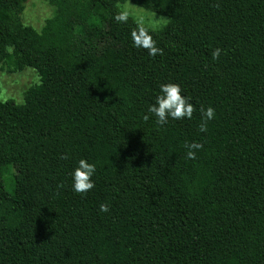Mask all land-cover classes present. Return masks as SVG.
Returning <instances> with one entry per match:
<instances>
[{"label": "trees", "instance_id": "16d2710c", "mask_svg": "<svg viewBox=\"0 0 264 264\" xmlns=\"http://www.w3.org/2000/svg\"><path fill=\"white\" fill-rule=\"evenodd\" d=\"M125 1L169 17L144 25L163 56L115 20ZM25 3L0 0V67L40 76L0 99V264H264V0H50L41 30ZM166 83L191 119L148 112ZM81 158L95 187L78 194Z\"/></svg>", "mask_w": 264, "mask_h": 264}, {"label": "clouds", "instance_id": "9594fccd", "mask_svg": "<svg viewBox=\"0 0 264 264\" xmlns=\"http://www.w3.org/2000/svg\"><path fill=\"white\" fill-rule=\"evenodd\" d=\"M218 7V5H216ZM128 11H121L116 14L115 20L119 23H127L129 19ZM131 38L136 48L148 50L152 57L164 55V49L157 45L156 40L150 34L142 22L137 23V27L132 30ZM223 49L217 47L212 52L213 60H219ZM161 95L157 96L156 101L152 104L148 112L154 114L157 118V124L163 126L168 123L169 117L173 120L191 119L194 112L197 110L190 102L191 98L182 94V88L178 83H166L160 86ZM201 123L198 128L200 132L208 131L209 121L216 116V111L209 106L206 109L201 106ZM149 115L144 116V120H148ZM188 159L196 158V150L203 149L204 145L199 142L185 143ZM63 159H68L67 155L62 156ZM96 172V165L89 163L86 159L81 158L78 161V166L73 172V190L78 194H83L91 191L95 187V182L92 179ZM59 187H63L60 185ZM101 212L107 213L110 211L108 203H101L99 206Z\"/></svg>", "mask_w": 264, "mask_h": 264}, {"label": "rangeland", "instance_id": "374dc122", "mask_svg": "<svg viewBox=\"0 0 264 264\" xmlns=\"http://www.w3.org/2000/svg\"><path fill=\"white\" fill-rule=\"evenodd\" d=\"M118 7L122 11H128L130 16L154 30L162 29L169 22V17L142 8L131 1L120 2ZM53 14L54 6L50 0H26L23 20L26 24L41 30L46 20ZM9 51L12 53L13 48L10 47ZM10 59L11 57L7 58V60ZM39 83L40 76L32 67H26L20 71H14L13 65L9 63L0 67V99L4 101L12 99L17 103H23L25 91ZM5 180L9 181L8 175L5 176Z\"/></svg>", "mask_w": 264, "mask_h": 264}]
</instances>
